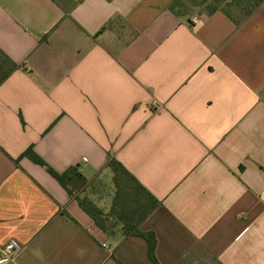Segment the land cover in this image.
Instances as JSON below:
<instances>
[{"label":"crops","instance_id":"obj_1","mask_svg":"<svg viewBox=\"0 0 264 264\" xmlns=\"http://www.w3.org/2000/svg\"><path fill=\"white\" fill-rule=\"evenodd\" d=\"M174 0H0V245L13 264H152L102 212L119 162L158 202L159 264H264V0L234 22ZM192 12L200 15L195 24Z\"/></svg>","mask_w":264,"mask_h":264},{"label":"trees","instance_id":"obj_2","mask_svg":"<svg viewBox=\"0 0 264 264\" xmlns=\"http://www.w3.org/2000/svg\"><path fill=\"white\" fill-rule=\"evenodd\" d=\"M263 0H174L170 9L176 13H186L190 9L203 10L207 14L222 11L234 22L250 15ZM14 68L3 54L0 53V83ZM21 157H28L34 163L44 167L46 171L58 181L73 198L78 206L93 220L95 225L104 232H111L120 225L124 238L130 236L140 237L147 244V256L152 264H159L155 257L156 239L152 232H143L139 229L140 224L155 209L158 202L155 198L114 159L107 162L113 173L112 182L115 188L111 207L107 213L102 212L94 203L86 197L76 195L78 183L83 178L72 167L63 173H56L40 159L31 148L26 149Z\"/></svg>","mask_w":264,"mask_h":264},{"label":"built area","instance_id":"obj_3","mask_svg":"<svg viewBox=\"0 0 264 264\" xmlns=\"http://www.w3.org/2000/svg\"><path fill=\"white\" fill-rule=\"evenodd\" d=\"M200 20V15L192 12L190 16L191 23H197ZM25 246L18 240L11 239L0 245V264H13L18 255H20Z\"/></svg>","mask_w":264,"mask_h":264},{"label":"rangeland","instance_id":"obj_4","mask_svg":"<svg viewBox=\"0 0 264 264\" xmlns=\"http://www.w3.org/2000/svg\"><path fill=\"white\" fill-rule=\"evenodd\" d=\"M84 197V196H83Z\"/></svg>","mask_w":264,"mask_h":264}]
</instances>
